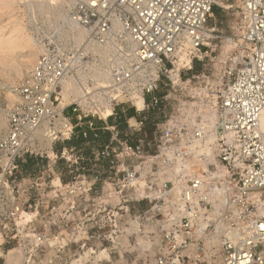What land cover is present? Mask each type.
<instances>
[{
  "label": "built area",
  "instance_id": "2783aa9c",
  "mask_svg": "<svg viewBox=\"0 0 264 264\" xmlns=\"http://www.w3.org/2000/svg\"><path fill=\"white\" fill-rule=\"evenodd\" d=\"M232 8L227 33L214 10ZM41 25L0 139V226L24 215L10 177L52 150L61 194L80 196L65 224L119 229L141 203L164 215L138 264H264V0H81ZM78 128L92 157L64 145Z\"/></svg>",
  "mask_w": 264,
  "mask_h": 264
},
{
  "label": "rangeland",
  "instance_id": "374dc122",
  "mask_svg": "<svg viewBox=\"0 0 264 264\" xmlns=\"http://www.w3.org/2000/svg\"><path fill=\"white\" fill-rule=\"evenodd\" d=\"M80 1L75 0L69 3L70 0H59L57 6L52 4L50 8L46 9L33 5L29 9L26 2V4L22 3L23 0H15L11 13L7 12L4 18L6 17L5 21H8L9 15L12 14L11 18L22 20L28 32L37 36L36 27L42 26L41 23L47 21L45 14L48 9L49 16L52 17L56 13L53 11L57 7L58 10L62 7L64 12L60 10L64 15ZM59 2L62 5L60 8ZM214 11L220 27L229 33V25L236 11L233 8L223 11L215 9ZM39 12L41 13L39 14ZM200 65L195 64L196 70L200 68ZM30 70L31 68L28 71L25 70V73L21 77H16L14 81L11 80L14 76L12 71L8 74L0 73V113H3L1 116L4 120L7 118L6 124H8L9 109L17 101L9 92L10 88L15 86L19 91L21 82ZM9 101L13 104H10ZM127 108L128 106L124 107V109ZM131 111L133 110L130 109L127 113ZM68 113L71 114V110ZM127 118L119 109V114L111 118L110 123L115 122L119 129L125 130ZM5 130L6 128L0 130V139ZM76 131V136L64 145L74 146L92 157L96 149L92 151L90 141L81 136L80 128ZM108 138V133L103 134L100 143H105ZM64 145L58 144L54 151H59ZM53 155L50 153V159L35 160L27 170L22 166L10 177L18 202L23 205L24 215L19 219L18 217L6 219L0 226V264H12L8 254L15 249L21 255L17 264H138L144 261L150 263L151 256L159 249L160 237L164 233V215L162 213L152 214L149 205L141 203L132 212L133 214H123L119 229L114 225L104 226L100 223L89 226L78 223L65 224L67 203L71 199L80 203V196L74 195V198H69L61 194L60 191H64L65 188H58V176H62L63 185L71 181V176L68 174L66 162L52 159ZM26 163L27 160L24 164ZM88 180H91V177H88ZM57 189H59L58 197L56 196ZM96 190H103L108 194L106 188H102L100 184L96 186ZM100 195L98 193V196ZM49 204H53L56 209L48 208ZM130 217H133V225L126 224ZM117 235H119L118 238Z\"/></svg>",
  "mask_w": 264,
  "mask_h": 264
},
{
  "label": "bare ground",
  "instance_id": "6f19581e",
  "mask_svg": "<svg viewBox=\"0 0 264 264\" xmlns=\"http://www.w3.org/2000/svg\"><path fill=\"white\" fill-rule=\"evenodd\" d=\"M58 1L59 0H25V1L23 0L22 3L24 4L27 3L26 6L29 9L32 8L33 5L47 9V8H50L52 4H54V6L55 5L57 6ZM74 1L75 0H70L69 3L74 2ZM14 2L15 0H0V73L8 74L12 71L14 73V76L11 79V76L9 74L10 76L9 81L10 79L14 81L16 77H21L25 73V70L28 71L29 68L32 69V67L37 61V57L41 49L40 45H38V40L36 38L37 36H33L30 32H28L22 20H16L15 18H11L12 17V14H11L9 15V20L5 21L6 17L4 18V16L6 15L7 12L12 11V6ZM59 5H60L59 6L60 8L62 6L60 2H59ZM28 6H31V7H28ZM57 8L55 9L56 11L55 10L53 11V13L54 12L56 13L54 14L52 13L53 14L52 17L49 16V13H48L49 9H48L47 14H45L47 15V17L45 18H47L48 20L50 19L49 17H51V18H55V20H58L60 17H62L63 16L61 13L62 7L60 8L61 10L59 9L60 11ZM40 13L41 12H39V14ZM81 35L82 36L84 35L82 31H81ZM9 92L14 97V100L19 99V91L15 88V86L11 87ZM9 102L10 104H13V102L12 103L11 101ZM137 104L139 108H141L142 100L138 99ZM2 114L3 113H0V130L2 128L5 129L6 128L5 125H7L6 124L7 118L6 120H4L3 116H1ZM260 125H261L262 130L264 131V111L260 114ZM48 146H50V143L48 144ZM49 153H52V150H50ZM8 257H9V261L12 264H17L19 262L18 260H19V257H21V255L15 249L13 251H10V253L8 254Z\"/></svg>",
  "mask_w": 264,
  "mask_h": 264
},
{
  "label": "trees",
  "instance_id": "16d2710c",
  "mask_svg": "<svg viewBox=\"0 0 264 264\" xmlns=\"http://www.w3.org/2000/svg\"><path fill=\"white\" fill-rule=\"evenodd\" d=\"M95 144H96V142H92L91 146H94ZM35 160L36 159L28 158L27 163L24 164L23 167L27 170V168H30L34 164Z\"/></svg>",
  "mask_w": 264,
  "mask_h": 264
},
{
  "label": "snow or ice",
  "instance_id": "6c2138e0",
  "mask_svg": "<svg viewBox=\"0 0 264 264\" xmlns=\"http://www.w3.org/2000/svg\"><path fill=\"white\" fill-rule=\"evenodd\" d=\"M261 227H264V225H261Z\"/></svg>",
  "mask_w": 264,
  "mask_h": 264
}]
</instances>
